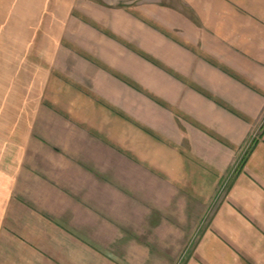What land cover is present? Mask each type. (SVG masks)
<instances>
[{
	"label": "crops",
	"instance_id": "obj_1",
	"mask_svg": "<svg viewBox=\"0 0 264 264\" xmlns=\"http://www.w3.org/2000/svg\"><path fill=\"white\" fill-rule=\"evenodd\" d=\"M21 1L10 12L26 23L5 27L0 60L40 105L34 155H59L76 178L29 162L26 180L4 185L0 252L147 264L137 239L136 260L116 261L114 246L153 229L162 252L188 251L179 239L201 232L183 264H264V0ZM36 218L50 239L31 242Z\"/></svg>",
	"mask_w": 264,
	"mask_h": 264
},
{
	"label": "rangeland",
	"instance_id": "obj_2",
	"mask_svg": "<svg viewBox=\"0 0 264 264\" xmlns=\"http://www.w3.org/2000/svg\"><path fill=\"white\" fill-rule=\"evenodd\" d=\"M19 1L20 8L24 7L23 5L26 4V1L0 0V35L5 31V27H8V25L13 26L17 25L18 23H20V25L26 23L27 13L25 11L10 12L11 3L16 5L19 3ZM17 67L18 65H13L12 61L9 59L0 60V216L1 210L4 211L10 206V204H7V202H5V198L3 197L12 196L9 191H3V186L15 183V181L21 179V177L23 178V180H26L25 173H22V170H26L29 162L31 163L32 167L38 170V174H40V177L42 176L46 178L47 174L42 171L48 170L49 172H52V174H54L55 176H59L64 180L66 179L71 181L73 178H76L74 172L69 171V167H71L69 162L64 161L59 155L49 154L47 156H43L41 155V153L39 154V156L34 155L36 149L44 148L42 146L43 142H45L41 135L42 132L39 130L40 128H42V125L39 122L40 119L42 120V116L38 113L40 110V105L38 106L37 102H34L33 105L32 101H27V98H25L27 96L26 77L25 75L17 74L19 72V69H17ZM38 98H41V95L38 96ZM41 100H38L40 104ZM33 119H35L36 121L34 122L36 126L35 132H33L34 130L32 131L31 125L28 123L32 122ZM34 138L37 139L36 142ZM247 149L248 145L246 147L245 152L247 151ZM101 154L102 153L98 152V155L100 157ZM103 157L104 159H106L105 156ZM91 158L95 160L96 155H92ZM32 159H34V161L38 160V166H36L37 164H35V162L30 161ZM114 160L115 162L117 161V163H115L114 169L109 168V170L114 172L119 177L123 178V163L120 158L115 156ZM103 163L105 164L106 162L103 161ZM63 165H66L67 168H63ZM70 172L72 173V177L70 176ZM26 176H28L27 173ZM83 177L85 179H92L90 178V176L85 174H83ZM84 190L90 193V189ZM216 207L217 204H214L213 211L216 209ZM5 213L7 215V211H4L2 215H4ZM37 220L38 222L42 223V226L36 227L35 225H31L30 223L28 227V230L31 234V242L33 243H35L33 239H38L39 241H43L44 239H50L47 235L42 234L43 225H45V223L42 222L40 219ZM2 222L3 221L0 219V225ZM193 222L196 223V221ZM135 223H140V220L135 221ZM207 224L208 220H204L203 223H200V227H205L207 226ZM194 226L195 225H192V227ZM196 226H198V224ZM147 233L149 235L146 234V236H135L133 233H131V235L129 236L130 239L126 236L120 237L121 240L117 242V244L114 246L116 251L114 253L116 261L124 262L125 256H128L131 260L139 259V257L134 255L132 252L129 254V252L126 251V246H130L131 244L136 247H139L138 245L133 244L132 241V239H137L139 241H137L138 243L146 244L147 247L151 249L149 250V252H145L143 250L144 253L148 255V257H150V259L147 260V264H183V261L188 259V257L192 253L193 246H195L196 243H198L202 237L201 232H199V234H196L193 237H181L178 241L179 246L185 245L187 243L186 240L190 238L188 242H191V246L186 252H162L159 250V245L157 243L160 237L155 233V230H147ZM30 234L29 236L27 235L28 239H30ZM100 237L102 238V240L107 239L106 236ZM155 239H157V241ZM122 241H125V243H123ZM164 242H167L166 245L169 244V242L166 241L165 238L163 239V243ZM126 243H129V245H127ZM21 251V254L20 251L8 253L4 252L3 254L0 252V255L2 254L3 257L8 260V262L10 261L14 264H33L35 259L33 260L32 252H28V250ZM20 255L23 256L22 259H20ZM0 264L6 263L5 261H0Z\"/></svg>",
	"mask_w": 264,
	"mask_h": 264
}]
</instances>
